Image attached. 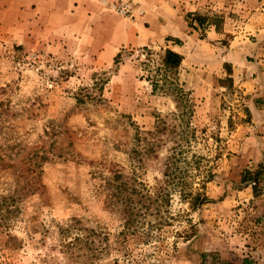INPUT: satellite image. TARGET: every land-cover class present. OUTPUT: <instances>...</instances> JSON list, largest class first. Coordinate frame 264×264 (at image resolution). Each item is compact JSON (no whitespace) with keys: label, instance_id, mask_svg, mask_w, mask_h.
<instances>
[{"label":"rangeland","instance_id":"obj_1","mask_svg":"<svg viewBox=\"0 0 264 264\" xmlns=\"http://www.w3.org/2000/svg\"><path fill=\"white\" fill-rule=\"evenodd\" d=\"M116 1L0 0V264H264V0Z\"/></svg>","mask_w":264,"mask_h":264},{"label":"trees","instance_id":"obj_2","mask_svg":"<svg viewBox=\"0 0 264 264\" xmlns=\"http://www.w3.org/2000/svg\"><path fill=\"white\" fill-rule=\"evenodd\" d=\"M194 21L197 22L200 26L204 25L203 23H205L204 19H202L199 16H196V18L193 19V22L190 25L193 28H195ZM182 61H183L182 55L170 49L165 50L162 56L163 69L168 72H173L176 69H178ZM182 160L183 158L181 156L178 157V153H175L169 157V163L167 167H169V170H170L169 173L173 174V179L169 181L168 183L171 184L173 190H175V192H178V194L183 200H186L190 204L192 209H196L201 203L207 202L208 197L205 195V193H201L199 191L194 192L191 189V184L189 183L188 179L178 177L177 173L181 170L180 167L178 166V163ZM184 161L186 164H188L186 159H184ZM258 180H259L258 177L254 178V185H253L254 190H257V187L259 184ZM167 188L169 187H166V188L163 187V191H165L164 197L166 198V204H169L170 199H171V193H170V190H168ZM2 205L4 204L1 203L0 207H2ZM133 213L134 211H131L128 213V221H130V216H132ZM210 256L213 257L215 255L211 254ZM244 262H247V261H244ZM202 264H208V263L205 260ZM209 264H230V263L227 261L218 260V262L213 261L212 263H209Z\"/></svg>","mask_w":264,"mask_h":264},{"label":"crops","instance_id":"obj_3","mask_svg":"<svg viewBox=\"0 0 264 264\" xmlns=\"http://www.w3.org/2000/svg\"><path fill=\"white\" fill-rule=\"evenodd\" d=\"M96 1L97 0H37L40 11H41V6L43 3L47 5L46 7H50L52 5L59 3L62 7L60 11V13H63L62 20L64 17H66L68 20H72L75 14L77 13L85 14L84 12H82V9H84L83 5H92ZM63 6L65 7L64 9H63ZM45 12L49 13L48 8H46L44 12H41V13H45ZM106 29H107V33H109L110 27H106ZM46 34H52V31L48 30ZM109 45L113 46L112 43H109Z\"/></svg>","mask_w":264,"mask_h":264},{"label":"built area","instance_id":"obj_4","mask_svg":"<svg viewBox=\"0 0 264 264\" xmlns=\"http://www.w3.org/2000/svg\"><path fill=\"white\" fill-rule=\"evenodd\" d=\"M111 9L119 15L131 18L135 17L139 12V9L135 7V4L129 0H119L114 2L111 4Z\"/></svg>","mask_w":264,"mask_h":264}]
</instances>
